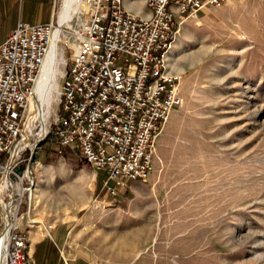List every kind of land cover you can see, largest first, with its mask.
Listing matches in <instances>:
<instances>
[{"label": "rangeland", "instance_id": "obj_1", "mask_svg": "<svg viewBox=\"0 0 264 264\" xmlns=\"http://www.w3.org/2000/svg\"><path fill=\"white\" fill-rule=\"evenodd\" d=\"M61 1L0 0V36L15 15L58 16ZM183 25L172 51L182 100L155 138L149 175L110 197L77 151L34 135L21 169L40 192L17 215L26 236L28 225L67 230L88 264H264V0L204 6Z\"/></svg>", "mask_w": 264, "mask_h": 264}, {"label": "built area", "instance_id": "obj_2", "mask_svg": "<svg viewBox=\"0 0 264 264\" xmlns=\"http://www.w3.org/2000/svg\"><path fill=\"white\" fill-rule=\"evenodd\" d=\"M225 1L142 0L135 13L125 0H87L72 39L57 40L64 58L59 108L42 135L33 130L36 118L30 122L27 108L57 15L52 10L43 23L16 20L0 41V264H35L17 217L35 183L28 163L21 169L32 136L48 139L58 152L77 151L94 174L104 173L99 187L110 197L144 180L155 138L182 100L179 76L166 65L180 20H196L204 6Z\"/></svg>", "mask_w": 264, "mask_h": 264}, {"label": "bare ground", "instance_id": "obj_3", "mask_svg": "<svg viewBox=\"0 0 264 264\" xmlns=\"http://www.w3.org/2000/svg\"><path fill=\"white\" fill-rule=\"evenodd\" d=\"M140 1L142 2V0ZM84 3H85V10H84L85 12L89 6L87 0L61 1V7L59 9L58 16L56 18L58 24L53 29L54 31L52 33V37L49 42L50 44L49 49L44 57L45 59L44 64L42 65V67L38 72L39 74L37 76L36 82L33 87L34 92L33 95L31 96V99L29 101L30 103L27 108L28 111L27 117L30 120V122H32V120L35 118L39 119L40 122L39 131H41V135L45 133V129L50 121L49 115H51L52 113V109H53L52 106L57 103V99H58L57 77L59 73L62 71L64 58H62V54H61L62 45L60 43H57V40L60 37V34L67 31V28L70 26L71 22H73V20L77 18L76 16L81 12ZM80 17H82V14L80 15ZM80 22L74 24H79ZM66 35H68V33H66ZM69 36H70L69 40H71L72 36L70 33ZM173 44L174 43H172V46ZM35 184L31 192V196H32L31 198L33 199L34 204H36L40 192L38 191V186H35ZM10 206L11 205L7 203V207L10 208ZM18 222H20V220H18Z\"/></svg>", "mask_w": 264, "mask_h": 264}, {"label": "crops", "instance_id": "obj_4", "mask_svg": "<svg viewBox=\"0 0 264 264\" xmlns=\"http://www.w3.org/2000/svg\"><path fill=\"white\" fill-rule=\"evenodd\" d=\"M142 6V2L140 0H125V7L127 9H131L133 12L138 13L139 9ZM51 12V11H50ZM144 15L145 12L141 11ZM50 15V13H49ZM30 16H33L35 21H31V23H43L47 20H42V16L37 12L33 11ZM51 16V15H50ZM16 20H21L24 22H30L23 18L22 15H15V19L13 24H10L5 32L1 34L0 41L10 32V29L14 26ZM183 20H180V28L177 34L175 41L173 42L172 48L167 53V69L168 71L177 74V56H175L172 51L174 48H177L180 40L178 36H180L181 29L183 28ZM179 67V66H178ZM103 172L99 171V179L102 178ZM138 180H134L130 182V186L133 187ZM42 227V228H41ZM39 227H34L32 225H28V235L26 240L27 252L32 255L33 261L35 264H88L87 259L83 254H75L71 253L72 250L68 246V235L67 230L63 237L59 235V233L54 230V226H49L45 229L44 225ZM71 232H69L70 234ZM84 257V258H83Z\"/></svg>", "mask_w": 264, "mask_h": 264}]
</instances>
